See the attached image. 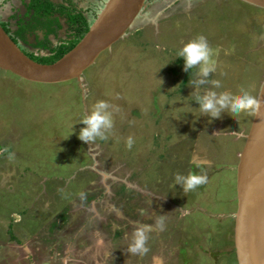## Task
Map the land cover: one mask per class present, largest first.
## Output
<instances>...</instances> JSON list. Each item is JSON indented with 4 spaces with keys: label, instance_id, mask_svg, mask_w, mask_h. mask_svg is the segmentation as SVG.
<instances>
[{
    "label": "rangeland",
    "instance_id": "374dc122",
    "mask_svg": "<svg viewBox=\"0 0 264 264\" xmlns=\"http://www.w3.org/2000/svg\"><path fill=\"white\" fill-rule=\"evenodd\" d=\"M29 1L0 0V25L13 37L19 23L37 25ZM48 1L55 33L38 25L18 40L38 57L50 54L37 42L74 38L67 12L90 25L107 0ZM197 36L214 61L206 78L176 57ZM263 78L264 9L241 0H146L79 81L34 83L0 70V264H237L235 169L253 114H200L190 82L208 81L200 95L257 97ZM98 100L116 109L113 127L82 142L79 121ZM189 173L207 182L184 193L174 176ZM159 216L145 250L130 253L134 229L154 228Z\"/></svg>",
    "mask_w": 264,
    "mask_h": 264
},
{
    "label": "water",
    "instance_id": "95a60500",
    "mask_svg": "<svg viewBox=\"0 0 264 264\" xmlns=\"http://www.w3.org/2000/svg\"><path fill=\"white\" fill-rule=\"evenodd\" d=\"M264 9V0H241ZM146 0H107L77 44L51 64L29 58L0 25V70L34 83L81 79L104 51L118 42ZM253 118L235 169L234 250L237 264H264V78Z\"/></svg>",
    "mask_w": 264,
    "mask_h": 264
},
{
    "label": "clouds",
    "instance_id": "9594fccd",
    "mask_svg": "<svg viewBox=\"0 0 264 264\" xmlns=\"http://www.w3.org/2000/svg\"><path fill=\"white\" fill-rule=\"evenodd\" d=\"M210 49L203 36L183 43L176 51V57L183 59L184 71L195 69L200 76L208 77L209 72L214 70V61L210 59ZM194 72V73H195ZM208 82L205 79H193L190 84L196 89L195 101L198 104L200 114L219 119L223 112H228L236 117L241 113L254 114L260 108L261 102L250 95L247 91L241 90L240 95H233L230 92H219L215 90H205L203 95L199 94L200 88ZM215 88L220 87V81L211 80ZM113 108L104 100L96 101L90 112L83 115L79 123L85 125L78 132V139L82 142L91 143L96 139H104L106 133L113 127L112 112ZM113 110H116L113 108ZM73 130V129H72ZM133 141L129 137L126 146L131 147ZM207 182V176L203 174L189 173L188 175L176 174L174 184H179L184 193L194 190ZM164 217L159 216L155 220L154 228L150 225H139L134 229L131 243L128 246L130 253L143 252L146 240V233L151 230H159L163 227Z\"/></svg>",
    "mask_w": 264,
    "mask_h": 264
},
{
    "label": "trees",
    "instance_id": "16d2710c",
    "mask_svg": "<svg viewBox=\"0 0 264 264\" xmlns=\"http://www.w3.org/2000/svg\"><path fill=\"white\" fill-rule=\"evenodd\" d=\"M27 11L32 12V20L36 22L37 25L34 24H26L22 25L21 23L18 24L17 30L15 32V36L11 38L15 43L17 40H21L26 42L24 38V34L27 31H31L32 28L36 26H40L45 28L46 33H55V30L52 28V25L55 24L56 27H59L58 20L50 19V14L54 10V6L48 1V0H30L29 3L26 5ZM75 10L73 9V12ZM44 18L43 22H40L39 20H36L37 18ZM65 18L68 21V27L70 28L72 34L74 35V38L72 40H69L68 42H61L58 46L55 48L49 47L45 42H37L34 47H40L41 49L46 50L50 56H44V57H38L30 53L24 52L29 58L32 60L42 63V64H51L60 59L65 53L70 51L76 44L77 42L84 36V34L87 32L89 28V24L82 15V13L77 12L75 14H72L71 11L66 13ZM4 31L8 33V30ZM47 36V35H46ZM44 37V39L46 38Z\"/></svg>",
    "mask_w": 264,
    "mask_h": 264
},
{
    "label": "flooded vegetation",
    "instance_id": "af4514ba",
    "mask_svg": "<svg viewBox=\"0 0 264 264\" xmlns=\"http://www.w3.org/2000/svg\"><path fill=\"white\" fill-rule=\"evenodd\" d=\"M3 29H4V28H3ZM15 32H16V31H15ZM15 32H14V33H15ZM8 35H9L11 38H13V36L10 34L9 30H8ZM14 35H15V34H14ZM16 43H17V45H19L18 40H17Z\"/></svg>",
    "mask_w": 264,
    "mask_h": 264
},
{
    "label": "built area",
    "instance_id": "2783aa9c",
    "mask_svg": "<svg viewBox=\"0 0 264 264\" xmlns=\"http://www.w3.org/2000/svg\"><path fill=\"white\" fill-rule=\"evenodd\" d=\"M35 55V54H34ZM36 56V55H35Z\"/></svg>",
    "mask_w": 264,
    "mask_h": 264
}]
</instances>
